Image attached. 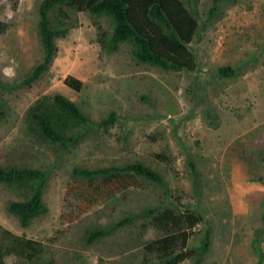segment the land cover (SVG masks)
<instances>
[{
  "label": "rangeland",
  "instance_id": "374dc122",
  "mask_svg": "<svg viewBox=\"0 0 264 264\" xmlns=\"http://www.w3.org/2000/svg\"><path fill=\"white\" fill-rule=\"evenodd\" d=\"M40 1L0 0V167L47 174V212L27 227L7 208L29 191L0 182V244L8 243V232L41 249L31 260L5 255L3 264L153 263L157 258L145 246L164 234L152 219L166 208L201 218L187 229L186 249L196 251L209 233L199 263L195 256L177 264H264V0H182L199 23L188 45L195 71L139 62L128 42L107 51L100 37L112 33L109 17L58 5L52 17L66 12L70 28L55 40L49 68L21 85L43 56ZM221 66L234 74H219ZM67 75L82 81L79 91L64 84ZM56 93L88 118L71 130L72 143L42 138L29 120V109ZM133 161L156 169L164 187L126 175L79 191L75 168ZM148 208L155 212L143 213ZM125 217L131 221L116 226ZM106 227L105 235L86 241L89 232Z\"/></svg>",
  "mask_w": 264,
  "mask_h": 264
},
{
  "label": "trees",
  "instance_id": "16d2710c",
  "mask_svg": "<svg viewBox=\"0 0 264 264\" xmlns=\"http://www.w3.org/2000/svg\"><path fill=\"white\" fill-rule=\"evenodd\" d=\"M218 0H213L216 4ZM64 5L79 12H89L94 15H104L112 22V33L109 38L101 34L100 42L107 51H113L120 42H128L132 46L134 58L166 70L195 71L197 59L189 44L198 32L199 23L194 14L185 6L182 0H41L38 5V30L41 39L43 56L30 73L21 81V85H31L49 68L57 52L55 40L63 37L69 30V16L59 11V18H53L52 10ZM215 10V5L211 11ZM4 24L0 22V31ZM221 75L232 76L234 69L230 66L217 68ZM64 84L79 91L82 81L72 75H67ZM28 116L35 131L44 139L62 144L72 143L76 136L71 133L73 127L88 122V118L79 109L77 104L56 93L51 102H38L28 111ZM114 117L111 113L101 121L107 124ZM71 134H70V133ZM193 168V164H190ZM74 176L81 179L79 191H83L86 184H93L100 180L107 184L112 178L119 180L126 175H134L151 181L157 186L164 187L161 174L148 164L133 161L123 166L105 168L77 167L73 170ZM47 174L44 170L32 167L9 166L0 167V182L18 191L27 192L23 199L11 200L8 211L17 216L21 225L27 227L32 219L47 212L43 202V191ZM154 213L153 208L143 210V213ZM264 222V213L262 214ZM131 221L125 217L116 223V226L125 225ZM201 221L197 213H175L166 208L153 215L152 222L164 234L146 244L145 249L154 253L157 260L150 264H177L182 260L196 256V263L210 247L208 231L200 247L195 251L186 249L190 237L188 228H192ZM187 224L188 227L183 225ZM111 229V228H110ZM108 227L95 229L85 237L88 243L105 235ZM6 244H0V264L8 254L25 257L31 260L40 253L38 242L32 239L15 236L7 232ZM44 264H55L52 260Z\"/></svg>",
  "mask_w": 264,
  "mask_h": 264
}]
</instances>
